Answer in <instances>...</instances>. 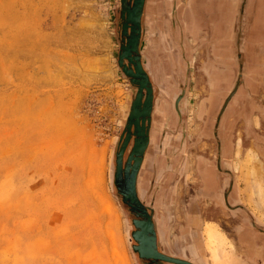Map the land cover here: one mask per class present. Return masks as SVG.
I'll return each mask as SVG.
<instances>
[{
  "label": "rangeland",
  "instance_id": "obj_1",
  "mask_svg": "<svg viewBox=\"0 0 264 264\" xmlns=\"http://www.w3.org/2000/svg\"><path fill=\"white\" fill-rule=\"evenodd\" d=\"M224 1L213 15L200 4L196 21L199 3L179 0L180 25L167 9L162 22L147 15L141 52L156 93L138 188L154 205L163 250L188 234L205 264H253L225 222L202 214L195 229L181 213L195 204L197 159L212 156L211 132L239 77L224 57ZM118 18L116 0H0V264H141L114 181L131 98L117 64ZM257 38L220 128L234 144L237 193L263 219L264 31ZM178 93L183 114L172 123ZM209 199L201 205L215 215Z\"/></svg>",
  "mask_w": 264,
  "mask_h": 264
},
{
  "label": "flooded vegetation",
  "instance_id": "obj_2",
  "mask_svg": "<svg viewBox=\"0 0 264 264\" xmlns=\"http://www.w3.org/2000/svg\"><path fill=\"white\" fill-rule=\"evenodd\" d=\"M199 3V0H196ZM210 1V0H209ZM176 2V3H175ZM221 0H212L210 1L209 12L211 15L218 8V4ZM179 0H144L142 13L140 16V37L138 43V53L140 56V64L142 66L143 71L147 74L148 79L151 83L152 89V106L150 111V121L148 127V143L144 150L143 158L140 163L139 169L136 175V191L139 199L143 202V204L152 209V219L154 223V228L156 232L157 238V249L161 253L171 256L177 259H181L189 262L190 264H205L203 257L199 252V241L195 237L191 240L188 237V234H184L182 236L176 235L173 242V249L167 248L166 250L162 249L160 246V238H159V230H158V221L156 219V213L154 205L148 204L146 201H143L138 188V179L139 174L145 159V154L147 148L152 140V118L155 107V76L152 75L151 70L149 69V61L143 57L141 52V46L143 37L145 36L144 27L147 25V15H149V19L153 22L157 23L158 21L162 22V13L165 10L174 16L175 23L180 25L179 21L181 20L179 16V12L184 13L183 8H179ZM200 5V3L198 4ZM225 16H226V32L224 36V57L227 67L229 65H235L238 67V76L234 82V86L232 90H230L228 96L224 99L223 104L221 105V109L217 116L215 127L212 130V136L215 139V150L212 156H206L203 154H199V158L197 159V169L199 174V187L196 189V195L192 198V201L195 203L191 210H182L181 213L185 217L186 223L188 226H193V228L197 229L200 226L203 227V218L205 215L213 216L217 220H221L225 222L227 229L229 230L233 240L235 243L243 250L246 258L251 260L253 264H264V213L263 219H261L255 212L249 208L245 203L242 202L240 196L237 193V188L234 184L235 174L231 167L232 165V157L231 152L234 148V144L230 140V135L226 133V131L221 130L220 121L222 119V115L225 113L232 97L236 94L239 86L244 83V70L247 69V54L246 49L248 47L249 42L252 40L254 43L258 42L257 36H262L264 31V0H225ZM195 13H192L193 16L199 21V15L202 10V5L197 6ZM149 12V14H148ZM162 12V13H161ZM190 14V15H191ZM192 16V15H191ZM190 19L192 20V17ZM119 17V14H118ZM152 25V24H151ZM153 26V25H152ZM255 28L256 34L255 38L250 37V33L253 32ZM151 29V28H150ZM120 30V27H119ZM253 30V31H252ZM159 49H155V51H150L149 54L155 55ZM153 52V53H151ZM157 55L155 56V58ZM151 59V57H150ZM162 60V59H160ZM162 62V61H161ZM163 66V70H167L165 62L160 63ZM165 66V67H164ZM133 68V65H132ZM166 77V75L164 76ZM129 82V80H128ZM130 94L131 98L127 107L126 117L128 115V111L131 105L132 100H134L137 87H134L130 82ZM175 100V114L170 115V119H172V123L176 122V118H180L183 114L182 108H180V104H182L181 94H176ZM145 98V91H143V98ZM179 98V99H178ZM125 117V120H126ZM145 125L147 126V120H145ZM125 124V122H124ZM142 124V121L139 119V125ZM124 127V126H123ZM134 130V124L131 125V131ZM184 130H182L183 132ZM125 136V135H124ZM123 143V139H120V143L118 146H121ZM134 144V135H131L126 148L123 153V165L125 163L126 157L130 154L132 147ZM117 150V151H118ZM261 154L264 155V151L261 149ZM117 153V152H116ZM115 153V157H116ZM177 154V153H176ZM165 156H169L165 155ZM164 161V164L169 166L165 168L166 175L171 174L172 172V162L170 160L173 159L172 154L170 157ZM203 160V161H202ZM115 161V158H114ZM115 172V170H114ZM195 190V189H194ZM208 198L213 204L214 207L213 214L211 215V208L208 210H203L201 202L203 200H207ZM204 216H203V215ZM219 220V221H220ZM181 227H184L182 225ZM184 229V228H182ZM181 235V234H180ZM197 239V240H196ZM184 242H187L186 245ZM163 264H177L171 261H164Z\"/></svg>",
  "mask_w": 264,
  "mask_h": 264
},
{
  "label": "water",
  "instance_id": "obj_3",
  "mask_svg": "<svg viewBox=\"0 0 264 264\" xmlns=\"http://www.w3.org/2000/svg\"><path fill=\"white\" fill-rule=\"evenodd\" d=\"M116 2L119 14L117 23L120 27L117 64L129 82L137 87L136 96L131 102L120 136L123 143L116 153L114 173L116 194L128 212L133 227L130 233L133 240L131 249L137 254L141 264H163L164 261L190 264L158 251L152 209L146 207L137 195L136 175L148 143L152 106L151 83L142 69L138 53L141 31L140 16L144 0H116ZM143 91H145L144 100H142ZM139 119L142 121L141 125H139ZM145 120H147V126H144ZM132 124H134L133 132L131 131ZM131 135H134V144L123 165V153Z\"/></svg>",
  "mask_w": 264,
  "mask_h": 264
},
{
  "label": "crops",
  "instance_id": "obj_4",
  "mask_svg": "<svg viewBox=\"0 0 264 264\" xmlns=\"http://www.w3.org/2000/svg\"><path fill=\"white\" fill-rule=\"evenodd\" d=\"M199 3L203 5L204 9L209 12L210 1L209 0H199Z\"/></svg>",
  "mask_w": 264,
  "mask_h": 264
}]
</instances>
